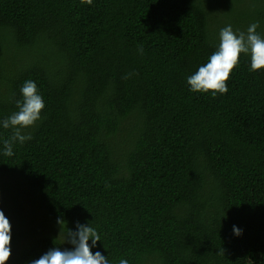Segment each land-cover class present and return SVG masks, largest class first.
I'll use <instances>...</instances> for the list:
<instances>
[{
	"label": "trees",
	"instance_id": "obj_1",
	"mask_svg": "<svg viewBox=\"0 0 264 264\" xmlns=\"http://www.w3.org/2000/svg\"><path fill=\"white\" fill-rule=\"evenodd\" d=\"M225 2L219 18L205 0H0V121L27 80L45 103L11 157L0 124V176L64 234L31 240L11 264L71 250L77 223L98 231L91 251L109 264H264V70L241 54L226 94L187 83L222 28L259 22L264 36V0ZM10 225L14 249L24 234Z\"/></svg>",
	"mask_w": 264,
	"mask_h": 264
},
{
	"label": "clouds",
	"instance_id": "obj_2",
	"mask_svg": "<svg viewBox=\"0 0 264 264\" xmlns=\"http://www.w3.org/2000/svg\"><path fill=\"white\" fill-rule=\"evenodd\" d=\"M81 4L92 5L93 0H80ZM259 22L252 23L247 32H235L231 25L220 30L219 45L208 58L207 62L187 78L190 91L194 93H210L213 98L228 92L227 82L232 72L239 66L241 54L250 57V70H264V36L257 32ZM141 53L143 49H140ZM22 100L17 101V111L0 121L4 129H11L12 135L4 140L5 156L14 155L13 145L16 142L23 144L30 140V135H24L23 130L34 127L43 119L42 112L45 103L39 92L37 84L32 80L24 82ZM64 221L58 220L61 225ZM77 231L68 230L65 241L73 248L61 250L54 247L43 254L31 264H109L101 252L93 253L91 249L101 241L98 231L90 224L77 223ZM236 236L242 234V229L233 226ZM64 241V242H65ZM91 241V244H89ZM11 257V225L9 219L0 210V264H7ZM119 264H128L121 259Z\"/></svg>",
	"mask_w": 264,
	"mask_h": 264
},
{
	"label": "rangeland",
	"instance_id": "obj_3",
	"mask_svg": "<svg viewBox=\"0 0 264 264\" xmlns=\"http://www.w3.org/2000/svg\"><path fill=\"white\" fill-rule=\"evenodd\" d=\"M205 1L213 4L214 12L219 18L223 17L225 13V0ZM0 184H7L9 186L6 194L14 199L9 211V218L11 223L16 224L18 230L24 234L18 241L16 247L11 249V257L7 261V264H11L16 251L43 234L53 233L57 237L64 239V234H61L60 228H57V225L52 223L45 215L42 207L36 200V196H33L20 180L0 176Z\"/></svg>",
	"mask_w": 264,
	"mask_h": 264
}]
</instances>
